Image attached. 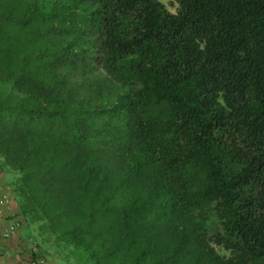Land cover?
<instances>
[{"label":"trees","instance_id":"16d2710c","mask_svg":"<svg viewBox=\"0 0 264 264\" xmlns=\"http://www.w3.org/2000/svg\"><path fill=\"white\" fill-rule=\"evenodd\" d=\"M172 2L0 0L28 264H264V0Z\"/></svg>","mask_w":264,"mask_h":264},{"label":"crops","instance_id":"0c3cea01","mask_svg":"<svg viewBox=\"0 0 264 264\" xmlns=\"http://www.w3.org/2000/svg\"><path fill=\"white\" fill-rule=\"evenodd\" d=\"M9 174L0 173V200H6V204L0 207V264H28L32 248L36 252L38 250L35 249L32 235L27 234L31 228L18 216V203L9 188ZM12 225H16V230L10 238H5L4 233ZM38 259L52 264L44 258Z\"/></svg>","mask_w":264,"mask_h":264},{"label":"rangeland","instance_id":"374dc122","mask_svg":"<svg viewBox=\"0 0 264 264\" xmlns=\"http://www.w3.org/2000/svg\"><path fill=\"white\" fill-rule=\"evenodd\" d=\"M161 1L166 5V7L169 9V11H171L172 13H176L177 12V4L173 3L172 0H161ZM9 176L12 179L14 175L11 173V174H9ZM216 229H218L220 231L219 226H217ZM27 234L28 235H32L33 238L37 237V231H34V229H32V228L30 230H28ZM28 245H29V243H28ZM214 246L217 249V251H219L220 253H226L224 251V249L222 248V246H218V245H214ZM58 258H60V256H57V255L55 257H51V258L48 259V263L50 262L52 264H59V261H58L59 259ZM72 264H74V262Z\"/></svg>","mask_w":264,"mask_h":264},{"label":"built area","instance_id":"2783aa9c","mask_svg":"<svg viewBox=\"0 0 264 264\" xmlns=\"http://www.w3.org/2000/svg\"><path fill=\"white\" fill-rule=\"evenodd\" d=\"M6 204V200H0V207ZM16 230V225L10 226V228L4 233L5 238H10L12 233ZM32 264H46L44 261L40 260L37 262H33Z\"/></svg>","mask_w":264,"mask_h":264}]
</instances>
